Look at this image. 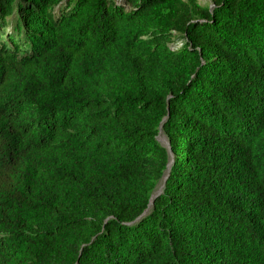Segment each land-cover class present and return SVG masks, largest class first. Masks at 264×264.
Segmentation results:
<instances>
[{
    "label": "trees",
    "instance_id": "1",
    "mask_svg": "<svg viewBox=\"0 0 264 264\" xmlns=\"http://www.w3.org/2000/svg\"><path fill=\"white\" fill-rule=\"evenodd\" d=\"M206 1L0 0V264H264V0Z\"/></svg>",
    "mask_w": 264,
    "mask_h": 264
},
{
    "label": "rangeland",
    "instance_id": "2",
    "mask_svg": "<svg viewBox=\"0 0 264 264\" xmlns=\"http://www.w3.org/2000/svg\"><path fill=\"white\" fill-rule=\"evenodd\" d=\"M118 2H122L123 0H117ZM199 2L202 4V5H207V1L206 0H199ZM174 45V44H172ZM157 140L158 142L162 145V146H167V139L166 137L162 134V133H159L158 137H157ZM158 191V190H157Z\"/></svg>",
    "mask_w": 264,
    "mask_h": 264
}]
</instances>
